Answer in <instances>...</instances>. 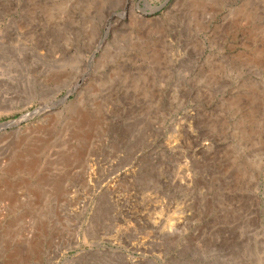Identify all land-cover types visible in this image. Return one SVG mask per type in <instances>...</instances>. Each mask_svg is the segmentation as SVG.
I'll return each instance as SVG.
<instances>
[{
  "label": "rangeland",
  "instance_id": "1",
  "mask_svg": "<svg viewBox=\"0 0 264 264\" xmlns=\"http://www.w3.org/2000/svg\"><path fill=\"white\" fill-rule=\"evenodd\" d=\"M0 264H264V0H0Z\"/></svg>",
  "mask_w": 264,
  "mask_h": 264
},
{
  "label": "water",
  "instance_id": "2",
  "mask_svg": "<svg viewBox=\"0 0 264 264\" xmlns=\"http://www.w3.org/2000/svg\"><path fill=\"white\" fill-rule=\"evenodd\" d=\"M66 95L63 96V99H65Z\"/></svg>",
  "mask_w": 264,
  "mask_h": 264
}]
</instances>
